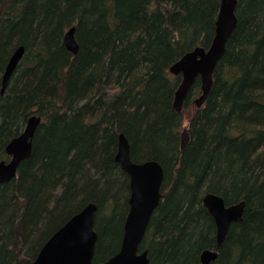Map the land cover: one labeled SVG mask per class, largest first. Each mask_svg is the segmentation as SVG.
<instances>
[{
    "label": "trees",
    "instance_id": "1",
    "mask_svg": "<svg viewBox=\"0 0 264 264\" xmlns=\"http://www.w3.org/2000/svg\"><path fill=\"white\" fill-rule=\"evenodd\" d=\"M220 0H0V87L18 46L19 65L0 94V162L29 116L41 117L32 154L0 183V264H31L42 245L87 203L98 206L93 264L120 247L129 180L114 157L123 133L134 162L163 169L161 200L140 250L150 264H264V0H238L237 27L205 103L186 127L177 113L179 76L169 66L212 40ZM74 27L79 46L62 36ZM244 201L216 248L205 193Z\"/></svg>",
    "mask_w": 264,
    "mask_h": 264
},
{
    "label": "water",
    "instance_id": "2",
    "mask_svg": "<svg viewBox=\"0 0 264 264\" xmlns=\"http://www.w3.org/2000/svg\"><path fill=\"white\" fill-rule=\"evenodd\" d=\"M237 4L238 0H220L214 23V36L209 47H196L169 67L168 72L171 75L181 76L172 103L177 113L182 111L184 102L197 79L200 93L193 99V105L200 108L210 94L215 67L224 56L226 43L237 26ZM74 31V27L69 28L63 39L66 50L72 55H76L79 48ZM24 53L25 48L18 46L9 56L1 77V95ZM40 123L39 116L31 115L23 131L6 145L5 153L8 159L0 162V183L13 179L20 163L30 158L32 142ZM117 139L114 160L129 177V210L123 224L119 250L105 261L96 264H150L148 251L140 250V244L150 218L161 200L163 169L154 160L133 163L130 160L128 141L121 133ZM188 142L189 134L184 129L180 133L181 151L186 148ZM201 202L213 219L218 248L224 242L230 225L242 221L245 203L239 201L227 205L221 196L209 192L202 196ZM97 211L98 206L95 203H87L42 245L31 264H93L97 240V233L94 230ZM217 256L216 250L205 249L199 255L200 264H210Z\"/></svg>",
    "mask_w": 264,
    "mask_h": 264
},
{
    "label": "rangeland",
    "instance_id": "3",
    "mask_svg": "<svg viewBox=\"0 0 264 264\" xmlns=\"http://www.w3.org/2000/svg\"><path fill=\"white\" fill-rule=\"evenodd\" d=\"M196 97V96H195ZM194 97V98H195ZM194 98H192L191 100H190V103H189V106L187 107V108H185V109H183V111H182V128H185L186 129V127H187V125H188V118L191 116V114H192V112L194 111V109L196 108L194 105H193V103H192V101H193V99Z\"/></svg>",
    "mask_w": 264,
    "mask_h": 264
},
{
    "label": "bare ground",
    "instance_id": "4",
    "mask_svg": "<svg viewBox=\"0 0 264 264\" xmlns=\"http://www.w3.org/2000/svg\"><path fill=\"white\" fill-rule=\"evenodd\" d=\"M218 9H219V8H218ZM217 13H218V12H217ZM216 17H217V15H216ZM236 17H237V16H236ZM215 20H216V19H215ZM214 23H215V22H214ZM237 24H238V18H237ZM236 27H237V26H236ZM65 33H66V32H64V33H63V36H62V43H63V39H64V36H65ZM213 36H214V32H213ZM212 39H213V37H212ZM211 42H212V40H211ZM210 44H211V43H210ZM63 45H64V43H63ZM64 47H65V46H64ZM78 47H79V46H78ZM196 47H200V46H196ZM196 47H194V48H196ZM208 47H209V46H208ZM208 47H207V48H208ZM194 48H193V49H194ZM65 49H66V48H65ZM193 49H191V50H193ZM191 50H189V51H191ZM189 51H187V52H189ZM187 52H185V53H187ZM185 53H184V54H185ZM184 54H182L177 60H179ZM177 60H176V61H177ZM176 61H175V62H176ZM175 62H173V63H175ZM173 63H172V64H173ZM172 64H171V65H172ZM171 65H170V66H171ZM170 66H169V67H170ZM168 69H169V68H168ZM180 80H181V76H179V82H180ZM179 82H178V84H179ZM172 107H173V106H172ZM174 111H175V110H174ZM175 112H176V111H175ZM29 117H30V116H29ZM40 118H41V117H40ZM180 133H181V132H180ZM121 134H123V133H121ZM123 136L125 137L124 134H123ZM125 138H126V137H125ZM126 140H127V138H126ZM127 141H128V140H127ZM117 143H118V139H117ZM128 144H129V142H128ZM129 147H130V145H129ZM179 148H180V143H179ZM115 155H116V154H115ZM130 160H131V157H130ZM131 161H132V160H131ZM132 162H133V163H143L144 161H142V162H134V161H132ZM118 165H119V164H118ZM120 169H121V168H120ZM121 170H122V169H121ZM128 180H129V177H128ZM161 196H162V195H161ZM92 203H94V202H92ZM95 204H96V203H95ZM128 206H129V205H128ZM128 210H129V208H128ZM127 213H128V212H127ZM70 218H71V217H70ZM68 220H69V219H68ZM68 220H67V221H68ZM67 221H65L64 224H65ZM64 224H63V225H64ZM63 225H62V226H63ZM62 226H61V227H62ZM122 236H123V235H122ZM50 237H51V236H50ZM38 252H39V251H38ZM201 252H202V251H201ZM201 252H200V253H201ZM37 254H38V253H37Z\"/></svg>",
    "mask_w": 264,
    "mask_h": 264
}]
</instances>
